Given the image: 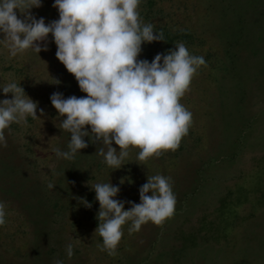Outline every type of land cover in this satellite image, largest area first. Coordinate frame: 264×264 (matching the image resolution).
<instances>
[{"label":"rangeland","instance_id":"1","mask_svg":"<svg viewBox=\"0 0 264 264\" xmlns=\"http://www.w3.org/2000/svg\"><path fill=\"white\" fill-rule=\"evenodd\" d=\"M53 3L42 0L31 12L51 22L58 19ZM138 10L164 37L142 45L140 59L183 42L206 63L180 100L192 123L179 147L146 161L130 148L116 170L98 155L99 142L71 161L56 155L70 134L59 129L50 96L86 94L55 57L51 35L39 56L28 50L10 57L0 44V84L20 82L39 102L37 115L44 109L27 124L13 123L0 146V264H264V0H141ZM156 174L171 177L174 215L131 233L129 221L116 254L101 251L90 185L110 180L120 186L117 199L139 203L140 187ZM224 208L226 217H218Z\"/></svg>","mask_w":264,"mask_h":264},{"label":"clouds","instance_id":"2","mask_svg":"<svg viewBox=\"0 0 264 264\" xmlns=\"http://www.w3.org/2000/svg\"><path fill=\"white\" fill-rule=\"evenodd\" d=\"M140 3L54 0L58 19L46 23L44 17L37 18L31 12L42 6V0H0V44L8 49L9 56L28 50L37 55L47 51L51 35L55 57L86 94L65 97L57 91L50 96L59 129L70 134L66 150L55 149L58 158L74 160L89 143L99 142L103 146L98 155L116 170L125 165L130 148L139 149L137 159L146 161L175 151L188 134L192 113L180 100L206 61L190 53L183 42L157 53L151 61L140 59L142 45L164 40L162 32L142 20ZM0 94L5 97L0 99V146H6V129L13 123L27 124L29 117L43 116L44 109L40 108L37 115L39 102L25 93L20 82L0 84ZM90 188L99 204L95 229L102 238L99 247L109 255L116 254L123 226L129 221L131 233L148 222L162 225L175 213L171 177L161 174L147 177L139 189V203L117 199L120 186L110 180ZM79 199L85 207H92L86 199ZM126 203L130 204L127 210ZM5 209L0 201V226L6 222ZM73 254L69 243L66 255L71 258ZM55 264H64V260L57 259Z\"/></svg>","mask_w":264,"mask_h":264},{"label":"trees","instance_id":"3","mask_svg":"<svg viewBox=\"0 0 264 264\" xmlns=\"http://www.w3.org/2000/svg\"><path fill=\"white\" fill-rule=\"evenodd\" d=\"M222 208V207H221ZM227 209L226 208H224V209H222V210H220L219 209V213H218V217L220 216V214H223L222 216L223 217H226V215H227ZM237 219V218H236ZM233 227H235V225L233 226ZM227 229V228H226Z\"/></svg>","mask_w":264,"mask_h":264}]
</instances>
